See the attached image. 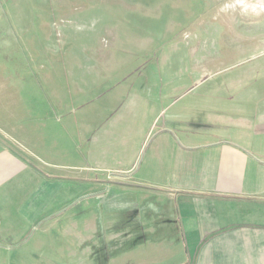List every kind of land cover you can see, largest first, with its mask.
Wrapping results in <instances>:
<instances>
[{
    "label": "rangeland",
    "instance_id": "obj_1",
    "mask_svg": "<svg viewBox=\"0 0 264 264\" xmlns=\"http://www.w3.org/2000/svg\"><path fill=\"white\" fill-rule=\"evenodd\" d=\"M128 82L152 100L180 97L181 111L199 96L238 97L243 121L223 137L241 144L234 135L244 119L264 111L257 104L264 101V0H1L0 150L30 160L50 177L51 191L84 194L77 197L84 207L91 194H110L108 165L144 162V148L138 152L133 142L109 152L104 134L115 122L131 124L115 116L134 94L122 89ZM207 114L181 125L189 133L209 130ZM171 116H144L139 128L156 137ZM99 135L102 147L94 146ZM21 190L11 183L0 194ZM66 244L46 249L58 264L72 260L67 250L75 244ZM0 249V264H19L9 253L19 248Z\"/></svg>",
    "mask_w": 264,
    "mask_h": 264
},
{
    "label": "crops",
    "instance_id": "obj_2",
    "mask_svg": "<svg viewBox=\"0 0 264 264\" xmlns=\"http://www.w3.org/2000/svg\"><path fill=\"white\" fill-rule=\"evenodd\" d=\"M129 83L125 92L134 89ZM132 93L115 115L130 126L115 122L104 134L109 152L127 151L133 142L138 152L144 148L145 160L123 169L108 165L110 194H91L84 207L77 202L84 194L51 191L50 177L30 160L0 150V189L11 183L22 189L0 194V248H19L9 252L19 264H58L46 249L67 242L75 244V251L67 250L70 264H264V111L252 108L251 119L234 135L240 144L223 137L226 127L237 129L243 121L238 97L199 96L181 111L180 97L152 100ZM169 110L171 126L156 137L139 128L144 116L158 119ZM205 111L211 129L189 133L181 125ZM102 138L94 146L102 147Z\"/></svg>",
    "mask_w": 264,
    "mask_h": 264
}]
</instances>
